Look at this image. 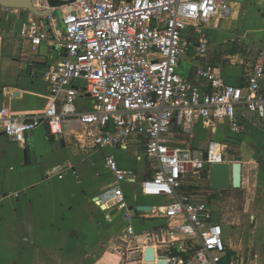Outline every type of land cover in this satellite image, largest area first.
Returning a JSON list of instances; mask_svg holds the SVG:
<instances>
[{
    "label": "built area",
    "instance_id": "built-area-1",
    "mask_svg": "<svg viewBox=\"0 0 264 264\" xmlns=\"http://www.w3.org/2000/svg\"><path fill=\"white\" fill-rule=\"evenodd\" d=\"M230 9V0H74L23 23L18 32L32 51L49 43L63 56L44 72L48 103L43 111L16 116L7 107L0 109L3 135L21 145L40 126L54 139L79 128L76 140L89 139L98 150L126 148L140 139L151 177L138 178L108 155L104 163L113 181L95 202L121 215V241L141 245L143 259L152 249L154 264H246L227 248L209 203L195 194L198 184L209 182L204 165L228 162L227 147L210 141L196 150L192 138L199 123L238 135L246 129L245 113L264 122V54L256 53L237 85L225 84L210 67L195 71L205 88L179 73L190 47L185 32L192 28L199 35L197 50L203 56V30L213 20L227 18ZM55 10L61 16L59 34L44 23L56 21ZM62 170L47 174L61 177ZM125 184L137 185L134 199L163 203L137 211L144 206H128ZM143 221L157 224L137 233L135 224Z\"/></svg>",
    "mask_w": 264,
    "mask_h": 264
},
{
    "label": "crops",
    "instance_id": "crops-1",
    "mask_svg": "<svg viewBox=\"0 0 264 264\" xmlns=\"http://www.w3.org/2000/svg\"><path fill=\"white\" fill-rule=\"evenodd\" d=\"M31 5L33 8L43 6V10L48 8L46 0H0V109L7 107L16 116H30L45 109L48 92L44 72L63 56V51L49 43H42L32 51L29 42L18 35L23 23L37 18ZM230 7L227 18L213 20L203 30L207 41L203 56H199L197 50L199 35L192 28L184 34L190 47L181 58L180 65L186 57L188 63L185 61L186 70L180 75L197 87L207 85L195 76L197 67L216 69L228 85L243 82L242 59L238 54L232 55L235 45L253 49L255 54H264V0H230ZM44 23L52 34L61 33L59 22ZM252 122L264 128V122L245 113V131H251L247 126ZM219 130L224 136L234 135L224 127L211 130L197 124L193 147L204 150L214 140L198 147L194 137L204 133L216 135ZM80 132L79 128L65 130L62 137L54 139L45 126H40L20 145L6 138L0 126V264H55L58 259H64L67 264L72 257L79 264H118L119 247L113 249L109 245L112 236L108 234L107 226L118 219L123 227L121 215L105 206L98 207L95 199L108 190L113 181L104 163L108 155L115 156L119 168L135 172L140 179L145 176L142 141L132 140L126 148L98 150L89 139L78 142L76 137L79 138ZM244 132L238 135L242 136ZM136 151L141 154L137 156ZM253 159L254 170L247 172L241 162L239 188L245 198L242 215L254 226L249 234L251 238H262L253 259L245 251L248 241L242 239L249 238V235L247 237L245 232L238 230V239L234 241L220 214L216 216L213 212V217L221 223L224 241L230 251L246 264H264V155ZM58 167L63 168L59 173L61 177L47 174ZM101 169L111 177L105 189L91 183L101 176ZM123 191L128 206L148 207L163 203L158 198L138 196L141 198L134 199L132 193L135 191L131 194ZM201 200L210 205L213 199ZM155 224L154 221L136 222L135 231L149 230ZM144 262L143 259L142 264Z\"/></svg>",
    "mask_w": 264,
    "mask_h": 264
},
{
    "label": "rangeland",
    "instance_id": "rangeland-1",
    "mask_svg": "<svg viewBox=\"0 0 264 264\" xmlns=\"http://www.w3.org/2000/svg\"><path fill=\"white\" fill-rule=\"evenodd\" d=\"M54 17L57 22H59V30H62V26L60 24V12L59 10H55ZM196 48V46H194ZM257 53V52H256ZM238 54L239 57L242 59V67L243 72H246L249 70V67L251 66L254 58L255 53L252 50L243 49L241 47H238V45H235L234 49L232 50V55ZM185 61L188 63V57H186ZM182 62L180 65L179 73L183 74V71L186 70V62ZM245 74V73H244ZM79 100L77 101V103ZM263 125V124H262ZM251 131H245L242 136H232V135H223V131L219 132L216 135H210L208 133H204L203 135H196L194 137V142L198 147H203L206 145V143L209 140L214 141H221V144L227 145L226 150V158L230 162V164L234 163L235 157H241L242 163L245 167L246 172L249 170H254L255 161H252V159L258 158L262 155H264V128L261 127L257 122H252L247 126ZM137 156L141 154V152L136 151ZM255 158L253 160H255ZM130 163H132V159H130ZM131 165V164H130ZM251 166V167H250ZM263 166V165H262ZM101 176L99 178L94 179V182H91L92 184L102 186L103 188H107V185L109 183V180L111 179L110 175H106L105 170H100ZM104 188V189H105ZM123 190L130 191L131 194L132 191H137L138 188L135 185L126 187H123ZM196 196H198V199L201 200L203 198H209L211 200L210 205L213 209V212L217 216V214H220V217L225 223V226H229L228 230L230 231L231 238L236 241L238 230H242L246 233L247 237L249 235V238H242L248 241V244H246L245 251L247 254H249L250 258H254V254L257 253L260 249V240L262 238H251V235L249 234L250 230L252 231L254 229L253 225H250V221L247 222L242 214L245 209V198L240 191V189L233 190L229 189L226 191H214L210 189L209 182H203L198 184V188L195 192ZM141 197H138V199ZM219 199V200H218ZM118 216V215H116ZM119 217V216H118ZM115 217V218H118ZM108 234L112 236V238H109V245L113 246V249H116V247H119V253L121 256H119L118 264H142L143 258L141 253V245L135 244V243H124L121 241L122 231L123 227L122 224L119 223V220L116 219L112 224L107 226ZM230 228H233V231L230 230ZM249 245H252L251 247H248ZM262 252L264 253V243H262ZM254 248V250H253ZM255 251V253H254ZM72 257V256H71ZM64 264V259H58L56 260L55 264ZM54 264V262H51ZM67 264H79L78 260L76 258L72 257V259L69 260V263Z\"/></svg>",
    "mask_w": 264,
    "mask_h": 264
},
{
    "label": "water",
    "instance_id": "water-1",
    "mask_svg": "<svg viewBox=\"0 0 264 264\" xmlns=\"http://www.w3.org/2000/svg\"><path fill=\"white\" fill-rule=\"evenodd\" d=\"M74 0H70L69 2H63L60 0H46L48 10L45 12H39L31 5L34 13L38 18H42L52 12V9L63 7L69 3H73ZM204 154V158H205ZM241 157H235L234 163H222V164H213V165H204L203 171L208 173L209 178V186L211 190L214 191H226L229 189L237 190L241 187ZM146 174L144 179H149L151 177V172L148 170L149 164H146ZM137 211H147L149 210L148 207H136ZM150 252L149 254H153V263H154V252L152 249H147L145 251V255ZM144 255V260H145ZM163 264V263H160Z\"/></svg>",
    "mask_w": 264,
    "mask_h": 264
},
{
    "label": "bare ground",
    "instance_id": "bare-ground-1",
    "mask_svg": "<svg viewBox=\"0 0 264 264\" xmlns=\"http://www.w3.org/2000/svg\"><path fill=\"white\" fill-rule=\"evenodd\" d=\"M254 180V179H253ZM150 252H148L146 255H145V262L144 264H154L153 263V254L151 252V254H149Z\"/></svg>",
    "mask_w": 264,
    "mask_h": 264
}]
</instances>
